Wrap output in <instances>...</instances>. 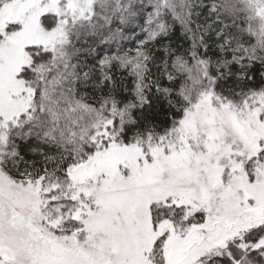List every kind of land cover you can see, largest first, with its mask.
Instances as JSON below:
<instances>
[{
    "label": "snow or ice",
    "instance_id": "6c2138e0",
    "mask_svg": "<svg viewBox=\"0 0 264 264\" xmlns=\"http://www.w3.org/2000/svg\"><path fill=\"white\" fill-rule=\"evenodd\" d=\"M0 264H264V0H0Z\"/></svg>",
    "mask_w": 264,
    "mask_h": 264
}]
</instances>
